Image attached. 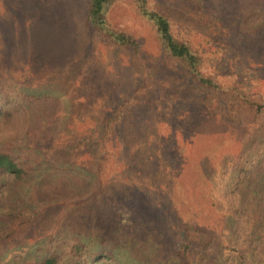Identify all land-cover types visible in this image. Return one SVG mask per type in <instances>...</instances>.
Masks as SVG:
<instances>
[{"label":"rangeland","instance_id":"1","mask_svg":"<svg viewBox=\"0 0 264 264\" xmlns=\"http://www.w3.org/2000/svg\"><path fill=\"white\" fill-rule=\"evenodd\" d=\"M149 3L187 35L204 56L206 72L225 83L242 79L253 95L264 97V26L260 17L247 14L248 4L239 0ZM87 13V0H0V80L27 87L30 97L56 98L55 113L64 126L45 140L31 128L25 144L31 148L26 153L15 150V145L3 148H13L36 163L37 156L41 162L53 163L58 172L51 179L55 180L54 193L62 194L45 197L49 186L45 180L39 187L13 180L15 193L29 189L28 199L43 203L31 221L26 220L9 236L2 233V262L16 255V264H35L47 242L36 246L34 254L28 250L42 243L39 239L60 223H71L79 231L86 228L88 233L77 236L94 239L99 233L92 227L109 233L118 226L120 245L123 237L138 236L137 226L131 223H140V203L138 197L133 200L129 189H140L145 182L142 176L153 178L160 166L166 177L173 176L177 161L214 151L224 126L221 115L230 121L253 119L252 111L229 96L204 91L179 63L165 56L152 25L130 0H117L108 17L113 27L133 34L139 43L138 53L96 32ZM219 97L229 101L223 109L216 105ZM41 108L40 103L34 108L38 122L44 112ZM108 120L111 132L106 136ZM226 139L220 147L237 150L236 140ZM33 146L42 155L32 152ZM103 157L107 160L100 174L105 183L90 204L97 213L89 215L88 204L82 207L77 198L79 189L72 191L61 184L68 183L74 166L96 172ZM86 178L78 180L84 185ZM1 213L0 219H11ZM107 237L109 242L116 240L111 234Z\"/></svg>","mask_w":264,"mask_h":264},{"label":"trees","instance_id":"2","mask_svg":"<svg viewBox=\"0 0 264 264\" xmlns=\"http://www.w3.org/2000/svg\"><path fill=\"white\" fill-rule=\"evenodd\" d=\"M116 1L87 0L88 23L115 45L138 53L139 43L133 34L116 29L109 21L108 11ZM130 1L138 14L152 25L165 56L179 63L204 91L229 96L252 111L253 119L230 121L221 115L224 126L219 131L221 139L214 151L210 150L193 160L177 161L173 164V176L166 177L165 168L160 166L153 178L142 176L145 182L140 189L134 192L129 189L130 194L134 193L133 200L138 197L140 203V223H131L137 226L138 236L123 237V244L120 245L117 242L121 240L117 237L120 235L118 226L109 233L92 227L94 233L95 230L99 233H95L94 239L92 236H77L88 233L86 228L79 231L71 223H60L49 230L47 236L39 239L42 243H35L28 251L36 253L35 247L47 242L45 247L42 246V253L37 254L35 264H264V97L253 95L248 88L250 85L242 79L225 83L218 76L206 72L204 56L194 49L187 35L173 27L166 14L151 5L149 0ZM239 1L248 4L245 7L249 10L247 14L260 17L259 23L264 26V0ZM27 91V87L0 80V115H10L9 109L18 102L33 108L40 103L44 112L40 122L36 117L32 127L35 133L40 139H46L56 129L60 131L64 126L61 116L55 113L57 99L30 97ZM219 98L216 105L223 109L229 101ZM109 124L108 120L106 136L111 132ZM204 124L209 126L206 121ZM231 137L238 143L237 150L220 147L228 141L226 138ZM26 142L14 146L15 150L29 151L31 147L26 146ZM12 150L0 148V216L1 212L11 216L7 221L0 219V242L2 233H5L4 237L9 236L26 220L31 221L39 203H43L28 199L29 192L26 191L29 189L15 193L13 180H20V184L27 187H39L41 182H48L49 186L45 189L48 195L44 194L45 197L61 193H54L55 180L51 179L56 178L58 172L53 163L41 162L39 156L36 163ZM32 152L42 155L41 150L34 146ZM106 160L103 157L98 162L96 172L74 166L68 183L61 184L63 188L69 185L72 191L79 189L77 198L84 204L82 207L88 204L85 209L89 215L97 213L95 206L90 204L105 183L100 173ZM61 171L66 169L61 168ZM78 176L89 179L86 178L83 185ZM80 189H85L86 193ZM20 195L22 199L18 198ZM108 234L116 240L109 242ZM0 253V264L18 263L16 255L2 262L4 254Z\"/></svg>","mask_w":264,"mask_h":264},{"label":"clouds","instance_id":"3","mask_svg":"<svg viewBox=\"0 0 264 264\" xmlns=\"http://www.w3.org/2000/svg\"><path fill=\"white\" fill-rule=\"evenodd\" d=\"M8 113V116L0 115V148L24 144L37 116L33 107L19 102Z\"/></svg>","mask_w":264,"mask_h":264}]
</instances>
